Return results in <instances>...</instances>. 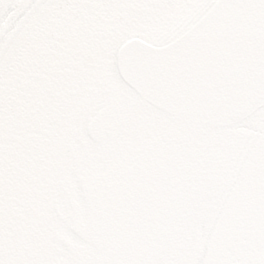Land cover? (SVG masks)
Masks as SVG:
<instances>
[{"label": "water", "instance_id": "1", "mask_svg": "<svg viewBox=\"0 0 264 264\" xmlns=\"http://www.w3.org/2000/svg\"><path fill=\"white\" fill-rule=\"evenodd\" d=\"M236 2L178 0L86 70L14 264H264V0ZM209 199L219 225L194 237Z\"/></svg>", "mask_w": 264, "mask_h": 264}, {"label": "bare ground", "instance_id": "2", "mask_svg": "<svg viewBox=\"0 0 264 264\" xmlns=\"http://www.w3.org/2000/svg\"><path fill=\"white\" fill-rule=\"evenodd\" d=\"M114 1L116 0H68L67 4L63 7L40 8L35 14L36 22L32 30L19 40L12 56L14 54L19 56L21 54H19L21 51L20 49L26 43L25 41L27 38L36 31H39V29L44 32V34L41 35L43 38L52 39L47 45H42V47L45 48L66 43L73 34L82 31L83 26H88L89 35H92L93 32L98 34L97 29L94 30V28L102 25L104 21H107L106 15L109 13L111 14L109 11V3ZM161 1L166 3L160 4L158 7L165 6L167 3L170 4L172 2V0H160L159 3H161ZM57 3L64 4V0H57ZM124 6L125 0H121L119 7ZM156 8L150 13V17L160 13ZM118 14H121V12ZM147 19L148 17L125 28L124 31L121 30L116 32L99 48L97 45V52H95L92 57L91 55L87 56L84 60L85 63H83L79 69L68 73L51 92L49 91L50 87L48 90L50 94L47 93V99L44 103L37 105L38 108H36L35 111L33 110L30 122L28 121L27 129H25L22 138L18 137L15 141L13 140L16 143L13 144L14 150L11 155H9L10 144H7L9 134L3 127H0V140L3 141L1 152L5 154L4 158H2V160L0 159V182L4 178V173L11 167H9V163L12 162V164H14L12 185L8 193L9 201L7 203L5 202L6 207L4 206L5 208H3L0 214V264H14L17 246L34 202V185L37 172H39L41 168V162L50 144L51 134L54 130V122L51 121L55 119L57 111L61 109L63 105L59 104L64 98L69 96L71 88L75 86L80 77L84 78L83 75L86 69L93 66L98 56H101L115 40L124 34L127 36L139 32L144 26L143 22ZM48 22H50L49 26L46 24ZM53 39L55 41H53ZM43 54L51 56L52 51L43 50L37 57H41ZM9 63L10 62H8V64ZM41 64L43 63H41L38 58V62L35 63L34 68ZM62 77L63 75L60 79H62ZM58 105L59 107L52 113L54 107Z\"/></svg>", "mask_w": 264, "mask_h": 264}, {"label": "rangeland", "instance_id": "3", "mask_svg": "<svg viewBox=\"0 0 264 264\" xmlns=\"http://www.w3.org/2000/svg\"><path fill=\"white\" fill-rule=\"evenodd\" d=\"M120 1L109 3L111 14L106 15L107 21L94 28V30L97 29L98 34L93 32L89 35L88 26H83V30L73 34L66 43L45 48L42 45H47L52 39L43 38L41 35L44 32L39 29L27 38L26 43L20 49L19 54H21L19 56L14 54L10 58V63L7 64L0 78V127H3L9 134L7 140V144H10L9 155L14 150L15 139L22 138L27 129L33 110L38 108L37 105L44 103L50 94L49 91L51 92L68 73L79 69L85 63L86 57L92 56L97 51L99 42L102 44L112 33L115 34L124 27L127 28L134 24L135 20L143 19L160 2V0H125V6L119 7ZM120 12L121 14H118ZM46 24L49 26L50 22ZM43 50L52 51L51 56L43 54L37 57ZM38 58L43 64L34 68ZM2 145L3 141L0 140L1 160L5 156L1 152ZM11 164L12 162L9 163L11 167L4 173L5 175L3 174L4 178L0 182V214L9 201L8 193L11 189L14 171V164Z\"/></svg>", "mask_w": 264, "mask_h": 264}, {"label": "snow or ice", "instance_id": "4", "mask_svg": "<svg viewBox=\"0 0 264 264\" xmlns=\"http://www.w3.org/2000/svg\"><path fill=\"white\" fill-rule=\"evenodd\" d=\"M68 0H64V4H58L57 0H0V45L6 46L9 42V37L22 39L33 28L36 22V13L43 7H63ZM208 7L231 8L240 7L236 0H221V3H209ZM243 6L251 8H259L255 3H249ZM195 20L185 22V27L195 25ZM241 115L240 112L234 113L230 118L236 119ZM219 208L211 199L208 200L203 214L195 221L193 228V236L197 232L200 235H211L219 225ZM192 264H206V259L201 255L195 259ZM247 264H261L259 260L249 259Z\"/></svg>", "mask_w": 264, "mask_h": 264}]
</instances>
